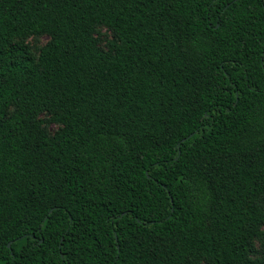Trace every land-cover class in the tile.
<instances>
[{"label": "trees", "instance_id": "trees-1", "mask_svg": "<svg viewBox=\"0 0 264 264\" xmlns=\"http://www.w3.org/2000/svg\"><path fill=\"white\" fill-rule=\"evenodd\" d=\"M263 228L264 0H0V264H264Z\"/></svg>", "mask_w": 264, "mask_h": 264}, {"label": "rangeland", "instance_id": "rangeland-1", "mask_svg": "<svg viewBox=\"0 0 264 264\" xmlns=\"http://www.w3.org/2000/svg\"><path fill=\"white\" fill-rule=\"evenodd\" d=\"M112 31L105 26L97 25L94 28V37L97 40L98 46L106 51L108 50V43L112 40ZM49 35H39V36H28L26 38L20 39L24 45H26L35 58L39 57V54L43 47L49 42ZM41 120L45 122V128L50 134H54L62 126L52 121L51 116L48 114H43L40 117ZM264 230V228H263ZM264 252V235L261 239L254 242V255L259 257ZM201 264H207L203 262Z\"/></svg>", "mask_w": 264, "mask_h": 264}, {"label": "water", "instance_id": "water-1", "mask_svg": "<svg viewBox=\"0 0 264 264\" xmlns=\"http://www.w3.org/2000/svg\"><path fill=\"white\" fill-rule=\"evenodd\" d=\"M8 246H10V244H8Z\"/></svg>", "mask_w": 264, "mask_h": 264}]
</instances>
